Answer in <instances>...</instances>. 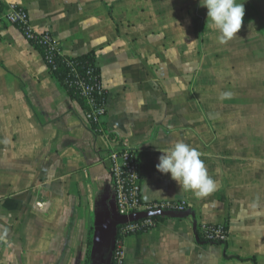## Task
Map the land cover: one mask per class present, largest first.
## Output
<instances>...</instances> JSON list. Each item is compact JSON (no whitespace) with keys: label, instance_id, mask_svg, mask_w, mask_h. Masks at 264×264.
Returning <instances> with one entry per match:
<instances>
[{"label":"crops","instance_id":"0c3cea01","mask_svg":"<svg viewBox=\"0 0 264 264\" xmlns=\"http://www.w3.org/2000/svg\"><path fill=\"white\" fill-rule=\"evenodd\" d=\"M237 2L241 30L221 44L200 0H1L0 264H113L128 219L111 140L138 151L145 202L189 207L123 238L124 264H264V0ZM11 6L65 55L95 54L107 93L97 127L6 21ZM178 141L200 152L210 194L157 170ZM203 225L226 226V245L200 244Z\"/></svg>","mask_w":264,"mask_h":264},{"label":"built area","instance_id":"2783aa9c","mask_svg":"<svg viewBox=\"0 0 264 264\" xmlns=\"http://www.w3.org/2000/svg\"><path fill=\"white\" fill-rule=\"evenodd\" d=\"M5 19L10 25L22 31L31 44L36 42L47 47L50 63L53 62L54 52H57L59 56L65 55L58 41L50 33H37L32 30L29 14L24 8L11 6ZM88 75L89 79L87 80L74 71L72 85L89 103L90 111L85 113L88 121L99 123L107 114V104L103 102L97 106L96 100L98 97H102L106 91L102 80H99L94 71L91 70ZM110 142L112 143L109 152L110 174L115 201L120 215L128 219L127 223L120 228L119 235L122 238L142 235L155 229L162 221L185 218L189 208L185 201L147 203L143 200L138 151L120 140H111ZM199 231L206 240L213 243L226 242L228 237V231L224 225H203ZM116 245H118L116 253L118 264H124L122 258L123 244L119 242Z\"/></svg>","mask_w":264,"mask_h":264},{"label":"clouds","instance_id":"9594fccd","mask_svg":"<svg viewBox=\"0 0 264 264\" xmlns=\"http://www.w3.org/2000/svg\"><path fill=\"white\" fill-rule=\"evenodd\" d=\"M200 2L207 9L210 25L218 30V40L221 44H226L237 36L245 15L243 3L237 0H200ZM200 156L198 150L178 141L163 152L156 168L162 174L170 173L171 179L185 191H192L195 196L203 197L215 190V182L209 176Z\"/></svg>","mask_w":264,"mask_h":264},{"label":"trees","instance_id":"16d2710c","mask_svg":"<svg viewBox=\"0 0 264 264\" xmlns=\"http://www.w3.org/2000/svg\"><path fill=\"white\" fill-rule=\"evenodd\" d=\"M3 8L0 3V14L2 13ZM58 44L61 47V44L58 42ZM33 47L38 50L44 57L46 64L50 70V74L55 77L63 86L65 91L68 93L70 98L78 101L81 106L83 107L85 113L90 111V106L88 101L83 98L79 92L73 85V78H74V71H76L79 75H81L85 79H89L88 73L92 70L94 71V74L99 78V80H102L101 78V71L100 68L97 66L96 63V56L93 52L84 54L82 56L78 57H70V56H59L57 52L53 53V62L50 63V59L48 58L49 51H47V47H44L38 43L33 42ZM97 106L101 105V103L106 102L107 104V93L102 97L97 98ZM97 123H92L94 127ZM226 230L228 231V228L226 227ZM196 236L198 239V242L200 244H218V245H226V242H217L213 243L211 241H208L204 238V236L200 233L199 228L196 230ZM123 242V238L121 236H118L117 243ZM118 250V245H116V248L114 250V259L113 264H118L116 253Z\"/></svg>","mask_w":264,"mask_h":264},{"label":"water","instance_id":"95a60500","mask_svg":"<svg viewBox=\"0 0 264 264\" xmlns=\"http://www.w3.org/2000/svg\"><path fill=\"white\" fill-rule=\"evenodd\" d=\"M188 215V213L186 214V216ZM127 223V221L124 223V224H126Z\"/></svg>","mask_w":264,"mask_h":264}]
</instances>
